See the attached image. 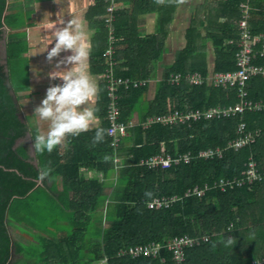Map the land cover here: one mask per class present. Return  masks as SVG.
<instances>
[{"label": "trees", "instance_id": "obj_1", "mask_svg": "<svg viewBox=\"0 0 264 264\" xmlns=\"http://www.w3.org/2000/svg\"><path fill=\"white\" fill-rule=\"evenodd\" d=\"M130 1L146 6L150 1L157 3L160 0ZM247 1L254 8V31L257 34L264 32V0H205L203 7L208 13L202 21L209 23V37L214 39L217 50L214 70L206 62L207 44L197 38L194 21L188 31V45L177 53L174 64L165 72V79L159 83L156 99L151 102L148 101L150 80L156 75V61L163 58L164 37L151 35L139 39L131 32L132 26L128 28L129 33H125L121 27L123 22L117 19L114 23V66L123 60L121 54L125 53L127 57V69L118 73L119 76L150 81L146 86L120 90V122L132 125L131 128L118 146L113 147L108 135V89L103 83L97 110L103 120L102 128L106 130L101 147L95 151L85 148L86 157L82 148V152L78 149L65 162L46 163L40 159L36 165L27 149L17 146L29 132L28 125L22 121V106L17 97L20 84L16 81L22 55L27 49L22 47L20 40L9 42L10 72H7L1 55L6 25L18 29L25 22L20 17L8 15V0H0V264H94L102 260L107 264H264V244L260 237L264 220L251 209L255 189L264 183V172L259 164L264 112L247 111L226 120L153 124L145 128L148 120L156 117L217 107L232 108L240 102L237 86L217 88L210 83L195 85L190 81L171 85L169 77L195 73L209 77L212 72L236 71L240 37L234 26L242 17L241 4ZM109 4V0H99L95 12L106 13ZM167 7L170 6L161 7L163 22L169 12ZM199 15L194 17L196 21ZM224 15L227 22L220 23L221 27L216 29L217 21ZM94 22L100 29L97 39L103 51L102 71L106 74L110 28L103 18H95ZM227 31L231 35H227ZM227 41L234 43L227 44ZM126 43L128 48L121 50L119 46ZM256 63L264 66V57H259ZM248 98L264 100L263 78H254L250 82ZM135 112L141 117L138 125L131 123ZM242 123L247 128L240 134ZM256 132L260 134L255 142L240 148L231 146L246 134ZM209 149H220L222 155L199 157L202 151ZM186 154H191L194 159L164 169L143 165L156 156L178 158ZM251 159L258 163L259 176L254 182L230 186L225 191L216 186L222 178L246 177ZM88 166L102 171L105 179L84 178L81 169ZM42 168L50 170V177L41 181L37 176ZM58 175L62 178L56 179ZM50 181H53L52 185ZM196 186L206 190L203 197L197 194L186 197L188 190ZM173 197L181 200L170 208L148 207V203L157 198ZM40 212L47 216L43 217ZM250 214H255L257 219L248 218ZM49 220L51 226L46 225ZM62 220L68 225H61ZM15 222L44 231L48 238L43 239L40 247L38 244L25 246L11 231L10 226ZM251 226L253 228L249 229ZM60 231H63L61 236ZM182 236L208 237L209 241L201 240L199 245L187 248L185 261L180 263L168 245ZM228 237L236 241L233 247L220 243ZM152 243L164 246L160 257L134 259L119 254L127 247Z\"/></svg>", "mask_w": 264, "mask_h": 264}, {"label": "crops", "instance_id": "obj_2", "mask_svg": "<svg viewBox=\"0 0 264 264\" xmlns=\"http://www.w3.org/2000/svg\"><path fill=\"white\" fill-rule=\"evenodd\" d=\"M98 2L99 0H8L7 14L20 17L22 18V21L25 22L23 26L18 29H12L10 26L6 25V54L9 72V42L11 40H20L22 42V47L27 49L26 52L23 53L20 62L22 65L21 71L16 77V81L20 84V87H18V90L14 88V92L16 94L17 90V97L20 98L22 106V121L28 125L29 132L25 138L18 141L17 146H22L27 149L29 156L33 159V162L36 165L39 164L40 159L46 163L65 162L66 160H69L78 149L82 152V148L83 156L86 157L85 148L95 151L101 147L100 142L93 143L96 128L103 126V120L98 115V112H96V122L90 126L88 131L81 132L78 136H69L64 143L58 145L52 152L38 154L32 147V137L36 132L38 130H47L46 122H38L32 115L34 108L44 97L47 87L51 84L61 82L59 78L56 80L49 79L48 73L55 69L56 60L61 59L68 54L62 52L58 57H54L53 60L49 62L46 58L47 50L44 52H37L34 55H32V53L42 50L43 47L51 41L53 34L52 26L57 28L61 27L62 25L59 23L61 19L67 21L72 17H76L82 22L83 30L86 34V42L90 46V55L87 61L88 72L99 89L96 97L93 98L91 103L98 110L105 73L102 71L103 60H101L103 51L100 48L97 39L98 36H100V29L94 20L95 18H103L105 20L104 17L107 15L108 10L107 7L106 13H102V15L97 14L94 8L98 5ZM119 3L121 4L118 6L119 15L117 14L116 20L118 19V21L123 22L121 27L124 29L125 33H129L130 29L128 28L132 26L131 32L134 34V37L136 36L139 39L151 35L164 37L163 40L161 38L162 44H165L163 58H161L159 62L156 61V75L150 80L151 90L149 94V102L156 99L159 83L165 79V72L168 67L174 64L177 53L183 51L188 45V31H190L194 21L197 26V38L203 40L207 44L206 62H208L210 69L212 71L214 70L217 60V50L214 39L209 37L211 33L208 29L209 23L206 21L203 23L202 21L208 13V10H205V7H203L206 3L205 0H160L157 3L150 1L146 6L130 0H119ZM164 5L170 7H167L169 10L168 13L165 11L166 14L163 22L161 9ZM197 13L200 14V18L196 21L194 17ZM125 22L129 24L126 25ZM226 22L227 17L224 15L221 17L220 21H217L216 29L221 27L219 25L220 23L225 24ZM234 29L237 31L238 24L234 26ZM229 34L230 33L228 32L227 35ZM230 42L234 43L233 41H227V44ZM51 46L52 45L50 44L49 48ZM119 47L121 50L125 51L128 48V43L121 44ZM121 57L123 60L117 63L116 67H113L114 73L118 77H120L118 73H122L127 69L125 65L127 61L125 53L121 54ZM107 64L109 65L108 62ZM64 67L67 66L61 65V68ZM211 74H213V72ZM139 121H141V117L135 112L131 123L138 125L141 123ZM90 155L91 154H89V156ZM259 164L264 172V137L259 142ZM52 167V169L55 170L54 166ZM81 175L86 179H100L102 181L105 179L102 171H98V169L93 166L83 167L81 169ZM55 178L61 179L62 176L58 175ZM52 183L53 181H50L51 185ZM251 209H255V212H257L262 220H264V183L256 187ZM247 217L257 219L255 214L247 215ZM60 224L66 226L68 225V222L62 220L60 221ZM27 228L26 234L33 237L36 236L34 238H38L39 247L41 243H43V239L48 238V234L44 231L34 230L30 227ZM252 228L253 226L249 229ZM249 229L248 231H250ZM62 234L63 231H60L59 235L61 236ZM260 237L262 239L261 243L264 244L263 226ZM94 264L107 263L105 260H102L100 262H95Z\"/></svg>", "mask_w": 264, "mask_h": 264}, {"label": "built area", "instance_id": "obj_3", "mask_svg": "<svg viewBox=\"0 0 264 264\" xmlns=\"http://www.w3.org/2000/svg\"><path fill=\"white\" fill-rule=\"evenodd\" d=\"M108 1V0H107ZM110 4L108 6L107 15L104 17L107 26L110 28V46L106 52L108 56L109 68L107 73L104 75V83L107 85L108 97H109V106L107 107L108 115L107 121L109 123L108 135L112 139V146L117 147L118 142L125 138L127 131L131 128L132 125L126 126L120 122V90L123 88L125 90H130L133 88H139L146 86L150 81H137L132 79H124L115 75L113 67L114 62L112 56L114 54V43L116 38L114 36V22L116 21V10H118L117 3L119 0H109ZM242 17L238 23L239 31V51L237 53V70L230 72H217L210 74L209 77H205L201 73L195 74H172L169 77V83L171 85H180L184 81H190L195 85H204L210 83L217 88H228L236 87L239 91L240 102L237 103L232 108H210L204 111H189L187 114H175L171 117H156L150 119L147 122L145 128L153 124H163V125H174L177 123L186 124L190 121L201 122V121H215V120H226L231 119L237 116H242L246 114L247 111H259L264 112V100L253 101L248 98V85L254 78L261 77L264 79V66L258 65L256 63L259 57H264V32L257 34L254 31L252 25L253 19V5L250 1L244 2L241 4ZM247 125L242 123L239 126V133H244L246 131ZM259 132L248 133L245 137L240 138L234 143H231V146L240 148L246 144L253 143L259 137ZM221 156L222 150L220 149H209L202 151L199 157L203 158H214L215 156ZM194 157L191 154H186L184 156L174 158L172 156H156L148 161L144 162L143 165L150 168H159L162 167L168 168L173 165L182 163V162H191ZM258 163L256 160L251 159L248 163L246 177L235 178V179H226L222 178L216 182V186L221 190H227L228 187L238 185L242 186L247 181L252 183L255 179L258 178ZM209 188V187H208ZM207 188V189H208ZM206 190L198 186L188 190L186 197L190 195L197 194L198 197H203ZM181 200L179 197L173 198H157L152 202L148 203V207L151 209H163L170 208L175 203ZM234 225L231 227V229ZM205 242L209 241L208 237L203 238H191L189 236L177 237L170 241L168 248L174 252L175 258L183 263L185 261V251L187 248L199 245L200 241ZM164 246L158 243H152L148 245H139L130 248H125L120 250V256L129 255L131 258H141V257H160L162 254Z\"/></svg>", "mask_w": 264, "mask_h": 264}, {"label": "clouds", "instance_id": "obj_4", "mask_svg": "<svg viewBox=\"0 0 264 264\" xmlns=\"http://www.w3.org/2000/svg\"><path fill=\"white\" fill-rule=\"evenodd\" d=\"M61 27H53L51 41L42 50H47V60L51 62L62 52L68 53L56 60L55 69L48 73L51 80L59 78L60 83L51 84L40 103L35 106L33 116L38 122H46L47 130H38L32 137V147L36 153L52 152L61 145L69 136H78L81 132L88 131L96 122L97 109L92 105L99 89L88 72V58L90 46L86 42V34L82 22L76 17L67 21L61 19ZM52 45L49 48V45ZM61 65L67 67L61 68ZM106 130L97 127L93 143L102 142ZM50 177V170L42 168L38 171L37 178L44 180ZM234 239L228 237L220 241L225 247H233Z\"/></svg>", "mask_w": 264, "mask_h": 264}, {"label": "rangeland", "instance_id": "obj_5", "mask_svg": "<svg viewBox=\"0 0 264 264\" xmlns=\"http://www.w3.org/2000/svg\"><path fill=\"white\" fill-rule=\"evenodd\" d=\"M121 3H117V7L120 5ZM6 36H7V27L5 29V37H4V40H3V43L1 45V55H2V58H3V63L4 65L6 66V70L7 72H9V69H8V63H7V54H6ZM103 81H104V77H103ZM134 125V124H133ZM43 217L47 216L46 213L44 212H40ZM15 225H11V229H12V233L14 235V237L17 239V240H20L22 244H24L25 246H28V245H31V244H38V238H34L36 236H31L29 234H26V229L27 226H25L23 223H13ZM46 225H49L51 226L50 224V220L46 222ZM23 228V229H20ZM23 232V233H22ZM256 240V238H254ZM41 246V245H40Z\"/></svg>", "mask_w": 264, "mask_h": 264}]
</instances>
